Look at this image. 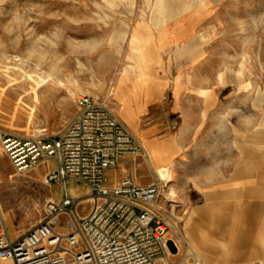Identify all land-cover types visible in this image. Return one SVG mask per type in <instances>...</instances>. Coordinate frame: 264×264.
<instances>
[{"label":"rangeland","instance_id":"1","mask_svg":"<svg viewBox=\"0 0 264 264\" xmlns=\"http://www.w3.org/2000/svg\"><path fill=\"white\" fill-rule=\"evenodd\" d=\"M195 11H206L200 14L201 28L194 39L197 52L208 55L214 72L228 78L229 89L216 86L214 92L219 103L222 98L228 101L223 120L235 131L222 137L221 127L214 126L220 117L215 110L201 128L185 133L186 163L175 168L179 186L173 187L175 194L167 192L170 183L158 179L163 165L153 168L149 183L160 185L156 206L164 212L179 246L175 261L193 255L204 264L199 255L204 253L210 256V264H257L255 258L264 251L237 236L242 224L227 188L201 187L208 174L195 173L191 161L209 159V152L222 151L227 145L230 156L224 167L231 171L237 163L235 147L243 141L238 137L243 130L238 117L247 116L255 99L264 104V0H0V135H58L76 115L75 99L80 95L105 102L115 115L114 83L138 60L134 51L142 56V51L133 50V27L158 29ZM34 65L50 78L34 71ZM244 89L246 99L240 97ZM260 146L264 148V142ZM143 157L144 153L139 159ZM0 159V210L4 227L14 239L41 221L44 204L60 197V186L47 185L41 168L16 175L1 148ZM260 165L264 168V163ZM212 166L208 169L217 171ZM10 176L13 182L4 184ZM259 182L262 210L264 179ZM71 189L76 197L86 196L80 185L69 183ZM87 208L83 205L78 214ZM260 216L264 217V210ZM203 229L209 231L201 239Z\"/></svg>","mask_w":264,"mask_h":264},{"label":"built area","instance_id":"2","mask_svg":"<svg viewBox=\"0 0 264 264\" xmlns=\"http://www.w3.org/2000/svg\"><path fill=\"white\" fill-rule=\"evenodd\" d=\"M75 104L76 115L56 136L0 135L16 175L41 168L44 182L56 183L61 193L58 202L44 204L41 221L14 239L0 210V264H199L193 255L175 261L177 253L168 252L158 182L106 186L108 170L143 155L129 131L105 102L80 95ZM72 182L84 187V198L70 194Z\"/></svg>","mask_w":264,"mask_h":264},{"label":"crops","instance_id":"3","mask_svg":"<svg viewBox=\"0 0 264 264\" xmlns=\"http://www.w3.org/2000/svg\"><path fill=\"white\" fill-rule=\"evenodd\" d=\"M203 13L206 11H195L154 30L141 25L133 27L131 33L136 36L133 50L142 51L146 61L139 68V62L131 63V67L115 81L111 97L117 103L115 116L142 148L144 157H126L114 169L108 170L106 186L109 189L124 180L141 186L148 185V177L153 175V168L163 165L165 168L161 171L169 169L170 174L167 192L175 194L173 187H179L175 168L186 163V131L201 128L204 119L215 112L220 113V117L214 126L221 127L223 138L230 131H235L223 120L229 110V106L226 108L224 105L228 101L224 103L225 99L222 98L219 103L214 92L216 86H222L223 90L229 89L228 78L224 77V73L214 72L208 63V55H200L194 42L201 28L200 14ZM245 90L240 95L243 99H246ZM245 114L247 116L238 117L239 120L243 119L238 120V126H243L238 137L243 138V141L235 147L237 163L233 164L231 171L224 167L225 159L230 156L225 140L222 145L226 148L222 151L213 149L209 152V159L195 158L191 163L195 173L208 174L201 187L220 185L221 188H227L226 195L233 198L242 224L236 229L237 236L246 245L253 242V245L256 244L264 251V217L260 216L264 209L261 210L259 202V180L264 179V168L260 165L264 163V148L260 146L264 142V104L255 99ZM171 129L176 131L162 132ZM170 146L175 147V152L166 158L164 164L151 162L150 154L153 150ZM221 162L222 166H219ZM209 165L216 167L217 171L209 170ZM59 198L54 196L53 201L58 202ZM208 231L200 230L201 239ZM172 235L169 231L166 247L170 254L177 253L178 256L179 246ZM199 255L204 264H210V256L204 253ZM255 261L263 264L264 254L255 258Z\"/></svg>","mask_w":264,"mask_h":264},{"label":"bare ground","instance_id":"4","mask_svg":"<svg viewBox=\"0 0 264 264\" xmlns=\"http://www.w3.org/2000/svg\"><path fill=\"white\" fill-rule=\"evenodd\" d=\"M33 53V52H32ZM133 54V53H132ZM134 55L136 56V58L138 59V60H136V62H139V63H137V65H138V68L140 67V65H144V63H145V61H146V59H144L141 55H140V53L138 52V51H134ZM14 59H16V57L14 58ZM18 61H19V59H18ZM33 70L34 71H38L40 74H41V76L43 77V78H47V77H49L50 78V75L48 74V72H46V71H42L40 68H38L36 65H34L33 66ZM127 73V72H126ZM67 92V91H66ZM174 152H175V147H172L171 148V146L170 147H168V148H166V149H163V148H158V149H156V150H153L152 152H151V154H150V157L152 158V160H154V161H164L165 162V160H166V158L167 157H171L173 154H174ZM2 163V161H1V159H0V164ZM12 178H13V176H10V177H8V179H6L5 181H6V183L4 182V184H8L7 182H13L12 181ZM14 179V178H13ZM24 179V178H23ZM158 179H159V181H167V183L169 182V180H170V174H169V169H166V170H164V171H162V172H160L159 173V176H158ZM26 183V182H25ZM73 190L71 189L70 190V193H71V195H75V193L74 192H72ZM50 200H52V199H50ZM87 201H84L83 203H86ZM170 235V234H169Z\"/></svg>","mask_w":264,"mask_h":264}]
</instances>
